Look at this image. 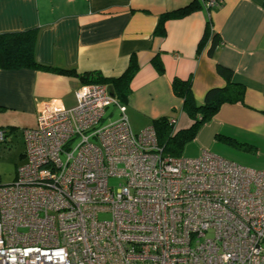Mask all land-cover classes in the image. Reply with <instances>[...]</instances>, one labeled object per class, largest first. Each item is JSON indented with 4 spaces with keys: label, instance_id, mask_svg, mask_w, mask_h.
<instances>
[{
    "label": "built area",
    "instance_id": "2783aa9c",
    "mask_svg": "<svg viewBox=\"0 0 264 264\" xmlns=\"http://www.w3.org/2000/svg\"><path fill=\"white\" fill-rule=\"evenodd\" d=\"M110 93L82 83L74 105L46 100L21 129L24 161L0 184V264H264V170L165 155ZM111 105L119 117L101 123Z\"/></svg>",
    "mask_w": 264,
    "mask_h": 264
},
{
    "label": "crops",
    "instance_id": "0c3cea01",
    "mask_svg": "<svg viewBox=\"0 0 264 264\" xmlns=\"http://www.w3.org/2000/svg\"><path fill=\"white\" fill-rule=\"evenodd\" d=\"M196 4L201 7L167 18L163 35L156 33L161 15ZM207 25L217 41L211 52V37L199 45ZM29 29L36 30L39 63L72 68L77 75L0 68V127L5 129L0 144H20L16 167L24 161L21 129L35 124L46 100L74 105L80 75L116 78L133 56L138 67L122 104L134 132L162 116L175 118L176 130L188 128L193 121L173 93V78L189 79L195 103L201 105L209 89L227 83L217 72L220 65L240 86L241 99L222 103L183 146L182 155L197 156L206 149L264 170V0H222L210 10L200 0H0V34ZM156 55L161 73L151 63Z\"/></svg>",
    "mask_w": 264,
    "mask_h": 264
},
{
    "label": "trees",
    "instance_id": "16d2710c",
    "mask_svg": "<svg viewBox=\"0 0 264 264\" xmlns=\"http://www.w3.org/2000/svg\"><path fill=\"white\" fill-rule=\"evenodd\" d=\"M201 7L199 4L190 5L173 12L164 13L160 17L159 24L156 28V33L163 35V22L167 18L183 15L193 9ZM211 34V33H210ZM208 25L199 45L205 43L207 38L211 37L212 44L209 52L217 44L216 35H210ZM210 35V36H209ZM35 41L36 30L29 29L25 31L6 32L0 34V68L1 69H32L53 72L62 75L76 76L75 69L59 68L50 65L39 63L35 58ZM203 45V44H202ZM199 46V47H200ZM152 65L158 72H163V65L158 55L151 60ZM137 63L131 56L129 63L123 73L116 78H105L99 73L88 72L80 75L82 83H101L109 85L118 103L122 104L127 100L130 91L129 84L136 73ZM217 72L223 76L227 83L224 87L211 88L205 96L204 102L197 105L192 96L191 82L189 79L182 80L173 78L172 90L173 93L182 98V111L193 121L192 124L185 129L174 130L173 124L170 122V117L162 116L155 119L152 123L157 137V143L162 147L165 155L179 156L182 154L183 146L192 140L201 124L211 118L217 111L219 106L224 102L238 101L241 99V88L239 85L231 82L230 70L218 65ZM230 144L242 148V145L229 141Z\"/></svg>",
    "mask_w": 264,
    "mask_h": 264
},
{
    "label": "rangeland",
    "instance_id": "374dc122",
    "mask_svg": "<svg viewBox=\"0 0 264 264\" xmlns=\"http://www.w3.org/2000/svg\"><path fill=\"white\" fill-rule=\"evenodd\" d=\"M112 114H109V113ZM119 115V111L117 107L111 105L107 107L105 112V118L101 123L108 122V117L110 120H116ZM7 145V144H6ZM8 146V145H7ZM1 146L0 144V181L3 183H8L12 181L14 174L16 173V163L15 158H18V150L20 148V144L18 147L16 146ZM112 179L110 183H114Z\"/></svg>",
    "mask_w": 264,
    "mask_h": 264
},
{
    "label": "water",
    "instance_id": "95a60500",
    "mask_svg": "<svg viewBox=\"0 0 264 264\" xmlns=\"http://www.w3.org/2000/svg\"><path fill=\"white\" fill-rule=\"evenodd\" d=\"M112 96H114V94L113 93H110Z\"/></svg>",
    "mask_w": 264,
    "mask_h": 264
}]
</instances>
